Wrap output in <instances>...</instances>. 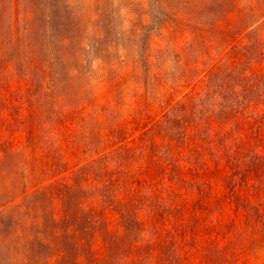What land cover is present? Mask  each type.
<instances>
[{"label":"rangeland","instance_id":"374dc122","mask_svg":"<svg viewBox=\"0 0 264 264\" xmlns=\"http://www.w3.org/2000/svg\"><path fill=\"white\" fill-rule=\"evenodd\" d=\"M0 264H264V0H0Z\"/></svg>","mask_w":264,"mask_h":264}]
</instances>
